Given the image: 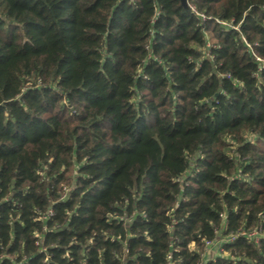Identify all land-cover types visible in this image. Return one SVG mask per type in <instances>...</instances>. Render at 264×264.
<instances>
[{
  "label": "trees",
  "instance_id": "1",
  "mask_svg": "<svg viewBox=\"0 0 264 264\" xmlns=\"http://www.w3.org/2000/svg\"><path fill=\"white\" fill-rule=\"evenodd\" d=\"M187 4L0 0V264H264V0Z\"/></svg>",
  "mask_w": 264,
  "mask_h": 264
},
{
  "label": "crops",
  "instance_id": "2",
  "mask_svg": "<svg viewBox=\"0 0 264 264\" xmlns=\"http://www.w3.org/2000/svg\"><path fill=\"white\" fill-rule=\"evenodd\" d=\"M205 254H207L208 257H211V256H214L216 254V252L213 249H208V250H206V253Z\"/></svg>",
  "mask_w": 264,
  "mask_h": 264
},
{
  "label": "water",
  "instance_id": "3",
  "mask_svg": "<svg viewBox=\"0 0 264 264\" xmlns=\"http://www.w3.org/2000/svg\"><path fill=\"white\" fill-rule=\"evenodd\" d=\"M180 2H181V5H182L185 9H188V8H189V6H188V4H187V0H180Z\"/></svg>",
  "mask_w": 264,
  "mask_h": 264
},
{
  "label": "built area",
  "instance_id": "4",
  "mask_svg": "<svg viewBox=\"0 0 264 264\" xmlns=\"http://www.w3.org/2000/svg\"><path fill=\"white\" fill-rule=\"evenodd\" d=\"M209 245H210V243H209V242H206V243H205V246H209Z\"/></svg>",
  "mask_w": 264,
  "mask_h": 264
}]
</instances>
